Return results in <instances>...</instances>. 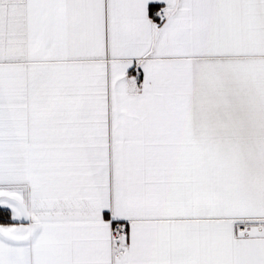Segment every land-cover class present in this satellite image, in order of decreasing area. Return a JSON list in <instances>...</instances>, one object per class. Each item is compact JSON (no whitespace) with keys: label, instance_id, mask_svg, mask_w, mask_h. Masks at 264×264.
<instances>
[{"label":"snow or ice","instance_id":"obj_1","mask_svg":"<svg viewBox=\"0 0 264 264\" xmlns=\"http://www.w3.org/2000/svg\"><path fill=\"white\" fill-rule=\"evenodd\" d=\"M0 264H264V0H0Z\"/></svg>","mask_w":264,"mask_h":264}]
</instances>
